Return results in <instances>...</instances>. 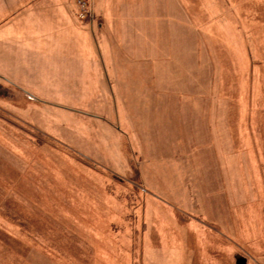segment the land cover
Wrapping results in <instances>:
<instances>
[{
    "label": "rangeland",
    "instance_id": "rangeland-1",
    "mask_svg": "<svg viewBox=\"0 0 264 264\" xmlns=\"http://www.w3.org/2000/svg\"><path fill=\"white\" fill-rule=\"evenodd\" d=\"M79 1L134 77L0 78V264H264V0Z\"/></svg>",
    "mask_w": 264,
    "mask_h": 264
},
{
    "label": "crops",
    "instance_id": "crops-1",
    "mask_svg": "<svg viewBox=\"0 0 264 264\" xmlns=\"http://www.w3.org/2000/svg\"><path fill=\"white\" fill-rule=\"evenodd\" d=\"M94 1L109 28L105 15L113 13L110 0ZM77 13V0H0V78L33 96V103L57 102L56 95L76 96L82 102L100 93L101 76L107 72L102 44L113 77H134L131 66L125 68L129 74L117 72V62L127 60L112 55L115 33L96 34Z\"/></svg>",
    "mask_w": 264,
    "mask_h": 264
},
{
    "label": "water",
    "instance_id": "water-1",
    "mask_svg": "<svg viewBox=\"0 0 264 264\" xmlns=\"http://www.w3.org/2000/svg\"><path fill=\"white\" fill-rule=\"evenodd\" d=\"M237 264H247V260L242 256L236 257Z\"/></svg>",
    "mask_w": 264,
    "mask_h": 264
},
{
    "label": "built area",
    "instance_id": "built-area-1",
    "mask_svg": "<svg viewBox=\"0 0 264 264\" xmlns=\"http://www.w3.org/2000/svg\"><path fill=\"white\" fill-rule=\"evenodd\" d=\"M79 4H80L81 7H83L85 10L87 9L86 2L80 0V1H79Z\"/></svg>",
    "mask_w": 264,
    "mask_h": 264
}]
</instances>
